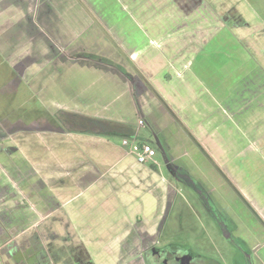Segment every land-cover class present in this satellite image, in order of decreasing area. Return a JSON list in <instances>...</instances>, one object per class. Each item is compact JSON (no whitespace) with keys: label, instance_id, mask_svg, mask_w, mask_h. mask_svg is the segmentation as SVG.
<instances>
[{"label":"crops","instance_id":"1","mask_svg":"<svg viewBox=\"0 0 264 264\" xmlns=\"http://www.w3.org/2000/svg\"><path fill=\"white\" fill-rule=\"evenodd\" d=\"M0 115V264L118 257L188 176L264 264V0H0ZM191 156L209 177L176 164Z\"/></svg>","mask_w":264,"mask_h":264},{"label":"rangeland","instance_id":"2","mask_svg":"<svg viewBox=\"0 0 264 264\" xmlns=\"http://www.w3.org/2000/svg\"><path fill=\"white\" fill-rule=\"evenodd\" d=\"M220 1L223 2V0ZM220 7L222 9V5ZM221 12H222L221 16L223 15L225 17L226 16L231 17L227 13V11L224 12V10L222 9ZM245 16L247 15L245 14ZM237 32L239 33V35H242V33H240L239 31ZM256 53L257 52H255V55L260 56L259 54ZM212 57L214 60V65H211L212 72H217L219 75L222 74L221 73L222 69L218 64L221 59V56L215 54ZM232 57H230L229 55L228 58H232ZM203 67L205 68L204 65H202V68ZM202 68L199 66V70H200L199 72L205 74L206 72ZM16 103L17 105L19 104L18 102H15L13 106ZM5 115L2 116H5L8 122L9 121L13 122L16 118L21 116L20 113L17 114L13 113V115H10V113H5ZM78 128L79 130H81V127L75 124L73 129L78 130ZM84 130L88 131L89 128L86 127V129ZM142 133L146 136H149L150 131L149 129H143ZM167 133L169 134L168 129L166 130L165 134ZM123 140L130 141L129 139H123ZM116 142H120V139H116ZM176 143L179 144V141H177ZM177 147L178 146L175 144L176 154H178ZM156 150H157V156L155 160L157 162V165L159 166L157 167L159 174L161 176H166L167 178H171L173 176V173L171 172V168L167 166L168 163L162 154V150L158 146L156 147ZM189 151H192V149L189 148ZM189 151L188 153L190 155ZM182 163L188 165L191 170L198 171L199 174L206 175L207 177L210 176L209 169L205 166V164L202 161L199 162V161H195L194 159L193 161H190L187 159V157L186 158L182 157L181 161H179V163L176 164L178 165ZM145 165L149 166L150 163L147 162L145 163ZM44 169L46 170V168ZM50 169L57 170L55 166L54 168H50ZM181 176H183L182 173ZM75 180L77 181V179ZM187 181L184 180L182 177H180V180L177 183V186L180 187L179 189L180 195H178L176 203L173 204L171 210L168 212V217L165 219V225L161 232V237H160L161 239L159 241L158 247L165 248L166 246L169 245L181 247L188 252L190 258H195V259L198 258L204 261L208 260L215 262L217 264H260L259 260L257 259V256L254 255L253 252H251L249 242L247 241L245 243L241 242L238 239V237H236L235 232L233 233V229H230L231 228L230 226L227 227V231H228L227 233H224L222 231V228L218 226L217 222L214 220L213 216L209 212L202 196L197 194V192L194 190L195 188L192 186L193 184L191 183L192 179L189 176L187 178ZM156 185H158L157 182ZM212 187L214 188L213 185ZM219 191H222V189L220 188L215 189V194L217 196H220ZM233 216H234L233 218L235 224L240 223L241 225L244 226V227L243 226L240 227L239 225L240 234L245 233V230L251 228V224L248 223L245 219L242 222L238 220L237 213L234 214ZM96 228H97L96 224H93L92 229H96ZM113 244H115V242ZM14 250L15 249L13 248L12 253L14 252ZM100 250L101 249L99 248L98 250L93 251L91 253L92 258L96 263L116 264L117 257H111L113 255L112 251L108 252V251H100ZM42 253L43 251L41 250L40 254L36 255L34 261L39 260L42 257L41 255H43ZM187 259H189V257Z\"/></svg>","mask_w":264,"mask_h":264},{"label":"flooded vegetation","instance_id":"3","mask_svg":"<svg viewBox=\"0 0 264 264\" xmlns=\"http://www.w3.org/2000/svg\"><path fill=\"white\" fill-rule=\"evenodd\" d=\"M195 191L201 195L199 190L195 189ZM207 198L209 199L210 204L212 203L211 206L213 210L220 216V219L215 218L213 213L209 210L207 202H205L209 212L217 222L218 226L222 228V231L227 233V227L229 226L231 227L230 229H234V224H232L231 221L215 207L208 195ZM163 227L164 225L162 226V223H158L156 225V232L151 234L145 223L137 221L132 226L129 234L119 243L116 264H217L208 260L204 261L198 258H190L188 252L181 247L169 245L165 248H159L158 245ZM188 257L189 259H187ZM88 264H93V262L89 261Z\"/></svg>","mask_w":264,"mask_h":264},{"label":"built area","instance_id":"4","mask_svg":"<svg viewBox=\"0 0 264 264\" xmlns=\"http://www.w3.org/2000/svg\"><path fill=\"white\" fill-rule=\"evenodd\" d=\"M122 146L127 147L139 164H145L151 161L155 155V150L149 144H139L135 141H122Z\"/></svg>","mask_w":264,"mask_h":264},{"label":"trees","instance_id":"5","mask_svg":"<svg viewBox=\"0 0 264 264\" xmlns=\"http://www.w3.org/2000/svg\"><path fill=\"white\" fill-rule=\"evenodd\" d=\"M191 183L193 184V186H194V188L196 190H199V192L201 193L202 198L205 200V202H207L208 208L211 211V213H213L215 218L220 219L219 214L216 211L213 210V208H212V206H211V204L209 202V199L207 198V195L202 191V189L193 180L191 181Z\"/></svg>","mask_w":264,"mask_h":264}]
</instances>
